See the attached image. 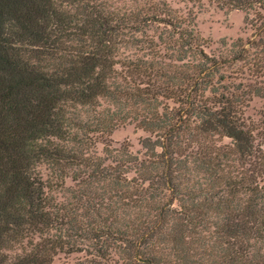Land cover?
<instances>
[{
  "label": "rangeland",
  "instance_id": "obj_1",
  "mask_svg": "<svg viewBox=\"0 0 264 264\" xmlns=\"http://www.w3.org/2000/svg\"><path fill=\"white\" fill-rule=\"evenodd\" d=\"M67 1L127 29L109 94L63 104L64 134L43 143L59 153L34 168L54 228L9 242L2 260L57 244L50 264H144L119 232L138 219L152 263L264 264V0ZM200 109L243 131L248 153L223 128L204 132Z\"/></svg>",
  "mask_w": 264,
  "mask_h": 264
},
{
  "label": "trees",
  "instance_id": "obj_2",
  "mask_svg": "<svg viewBox=\"0 0 264 264\" xmlns=\"http://www.w3.org/2000/svg\"><path fill=\"white\" fill-rule=\"evenodd\" d=\"M74 4L0 0V251L25 234L54 228L56 216L48 210L34 168L42 159L59 157L43 143L64 134L63 104L86 105L109 94L105 80L113 68L118 36L114 33L127 29L126 18L88 3L82 11L72 12ZM71 42L76 44L67 48L65 44ZM54 61L58 63L52 66ZM197 113L205 120L204 132L223 128L236 149L248 153L249 140L243 131L225 125V120L205 109ZM142 227L136 219L119 231L123 255L131 263L156 264L152 257L144 258L150 243L148 235L137 236ZM144 228L153 232L162 225L144 224ZM58 246L62 245L45 249L36 244L32 252L10 264H50V253L63 250ZM0 264H5L1 256Z\"/></svg>",
  "mask_w": 264,
  "mask_h": 264
}]
</instances>
